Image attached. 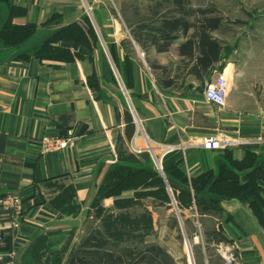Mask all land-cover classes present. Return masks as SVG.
Listing matches in <instances>:
<instances>
[{
  "label": "crops",
  "instance_id": "0c3cea01",
  "mask_svg": "<svg viewBox=\"0 0 264 264\" xmlns=\"http://www.w3.org/2000/svg\"><path fill=\"white\" fill-rule=\"evenodd\" d=\"M119 1L125 0H118V30H127ZM110 2L0 3V26L7 19L12 25H31L38 40L25 50L0 41V264H71L73 232L87 223L106 171L129 165L126 155L137 158L147 150L161 152L164 163L177 161L188 183H198V191L205 176L212 175V192L204 199H217L218 209L195 211L199 227L211 224L212 231H219L220 252L233 254L232 264H264V109L251 105L264 103V82L251 73L259 65L248 62L242 37L228 44L211 34L221 50L201 71L197 51L192 57L179 55L190 35L184 34L171 46L175 59L162 80L155 70L162 65L157 62L162 50L147 46L142 52L133 40L140 34H108L107 25L116 22ZM87 20L95 36H53L71 26L84 28ZM99 30L107 32L102 40ZM50 38L52 53L30 52ZM127 39L133 43L130 50ZM21 53L26 55L16 57ZM227 68L231 105L219 108L203 91ZM208 136L224 146L204 148L201 142ZM57 140L69 141L47 152L46 143ZM15 197L19 203L13 205Z\"/></svg>",
  "mask_w": 264,
  "mask_h": 264
},
{
  "label": "rangeland",
  "instance_id": "374dc122",
  "mask_svg": "<svg viewBox=\"0 0 264 264\" xmlns=\"http://www.w3.org/2000/svg\"><path fill=\"white\" fill-rule=\"evenodd\" d=\"M119 3L127 30H118V0L115 3L111 0L109 11L115 15L116 22L107 25L108 34H140V38L133 40L142 52L147 46L161 48L163 52L157 62L162 65H157L155 70L162 80L168 78L169 73L166 71L175 59V50L171 46L180 42L184 35L182 23L191 25L186 34H192L194 25L206 17L220 19V25L211 34H217L228 44H235L242 37L244 48L249 54L248 62L259 65V70L251 73H256L257 80L264 82V0H125ZM164 20H177L178 25L174 31L163 33L161 27ZM86 26L91 27L96 34L88 20L84 28H81L82 33L85 34ZM25 33H28L30 39L21 42L20 47L19 43L15 44L19 48L24 45V50L30 48V44L37 39L34 28ZM68 33L82 34L78 28ZM98 34L102 40L101 34L107 32L99 30ZM125 48H133L131 39H127ZM228 51L229 46L225 50L227 55ZM22 55L26 54H16V57ZM180 66L179 63L176 68ZM224 68L225 63L220 69ZM224 73L228 79L229 69ZM228 98L226 106L230 107ZM241 105L249 107V104ZM251 105L255 109H264V103ZM140 145L145 146L143 141ZM147 151L137 155V158L131 154L126 155V164L135 165V169H129V172L120 166L106 171L98 186L97 197L90 207L87 223L76 235L73 232L75 242L72 244L69 261L73 260V255L78 251H83L82 246L88 243L93 246L88 250L98 253V256L94 254V261L100 259L99 254L110 253L117 264H222L220 256L224 264H232L234 255L220 252L218 245L222 240L219 231H212L211 224H206L203 229L199 227L196 213L208 208L198 207L192 193L189 195L180 189L187 179L177 164L165 170L161 152ZM170 176L175 186L171 187ZM99 240L103 242L102 248L96 247Z\"/></svg>",
  "mask_w": 264,
  "mask_h": 264
},
{
  "label": "trees",
  "instance_id": "16d2710c",
  "mask_svg": "<svg viewBox=\"0 0 264 264\" xmlns=\"http://www.w3.org/2000/svg\"><path fill=\"white\" fill-rule=\"evenodd\" d=\"M7 2V0H0V3H4ZM6 25V26H5ZM178 25V21L174 20V21H169V20H164L163 25L161 27L163 33H165L167 30H169L170 32L174 31L176 26ZM220 25V19L219 18H202L201 20H199L197 22L196 25H194V32L190 35H188L186 37L185 42H183L182 44H180L179 46V55L180 56H188V57H192L194 54V50L197 51V56H196V62H197V67H199V69L202 70H207L209 67H211V65L217 60L218 58V54L219 51L221 50V47L219 46V43L211 36V32L214 31L215 29L218 28V26ZM182 30L184 32V34H186L188 28L191 26L190 24H188L187 22L182 23ZM73 28H78V30L82 33L81 31V27L75 25V26H71V28L69 29H62L59 31L54 32L53 36H57L58 34H67V36L69 34L72 33H68V31ZM86 34H91L93 36V31L91 30V27L86 26ZM28 29H32L33 30V26L28 25V26H16V25H12L9 21V19L5 20L2 24V26H0V41L2 43L3 46H12L14 45V47L16 46L15 44L19 43V47H20V43L24 42L27 38H28V33H25L28 31ZM26 34V35H25ZM84 34V32L82 33ZM163 35H170V34H163ZM95 36V34H94ZM171 36H174L173 34H171ZM54 38V37H53ZM46 39L43 41V48L41 47V49H37V48H32V51L35 55L38 54L39 50H43V53H52L53 49L51 48V46L49 45V41H53L54 39ZM74 46H77V44L79 45V43H76L73 41ZM18 45V44H17ZM17 48V46H16ZM158 49L161 50V48L158 47ZM196 67V66H195ZM194 74L198 75L199 72L197 70H195L194 68ZM168 81L167 82H163V85H168ZM164 162V161H163ZM165 164V170L170 169L172 166H176L177 161H171L169 163H164ZM122 168H124L125 170H127L129 172V169H135V167L132 166H120ZM118 168V166L116 167ZM167 176V175H166ZM207 179L203 180L200 183V186L202 187V192L198 191V183L193 180L190 183L191 188L193 189V198L197 201V205H203V208H214V209H218L217 206V199L212 198V196H209V199H204V196L206 194L211 195V189L213 188V182H212V175L211 176H205ZM167 179L169 178L168 176L166 177ZM187 179V178H186ZM170 184L171 187L175 186V183L172 181V177L170 176ZM188 182L185 181V183L182 185L183 187H180L181 190H183L185 193L191 195V189ZM195 182L197 183L196 186L194 185ZM188 184V186H187ZM205 187H208L206 191H204L203 189ZM211 187V188H210ZM210 189V191H209ZM92 239V238H89ZM88 239V240H89ZM97 248H102L103 246V242H101L100 240L97 241ZM93 246H89L88 243H85L82 246V250L78 251L76 254L73 255L72 259L70 261L71 264H117V261L112 260L113 258V254H99L100 255V259L97 261H94V256L97 255L98 253H93L92 251H89L88 249H90ZM95 247V246H94ZM87 249V250H86ZM95 254V255H94ZM103 255V257H102ZM105 255L107 256L105 259ZM87 258H90L89 260H86ZM136 263V262H135ZM128 264H134V262H128Z\"/></svg>",
  "mask_w": 264,
  "mask_h": 264
},
{
  "label": "built area",
  "instance_id": "2783aa9c",
  "mask_svg": "<svg viewBox=\"0 0 264 264\" xmlns=\"http://www.w3.org/2000/svg\"><path fill=\"white\" fill-rule=\"evenodd\" d=\"M229 90V80L227 79V76L223 71L216 73L215 77L210 81L204 88L203 94L205 99L217 106V107H224L226 104V98ZM69 140H57L53 142H47L45 145V150L47 152H52L55 149L64 148L67 146ZM201 145L210 150H216L222 148L224 145L220 140H218L214 136H208L202 139ZM137 149H135L136 151ZM136 152H139L137 150ZM11 202L13 205H16L19 203L18 198H11ZM2 237L0 235V243H1ZM230 258V257H229ZM227 257V260L231 261V258L229 259Z\"/></svg>",
  "mask_w": 264,
  "mask_h": 264
},
{
  "label": "water",
  "instance_id": "95a60500",
  "mask_svg": "<svg viewBox=\"0 0 264 264\" xmlns=\"http://www.w3.org/2000/svg\"><path fill=\"white\" fill-rule=\"evenodd\" d=\"M160 171H162L161 168H160ZM161 174H162V176H163V173H162V172H161ZM189 250H190V249H189ZM189 256H190L191 262L193 263L192 256H191V251L189 252Z\"/></svg>",
  "mask_w": 264,
  "mask_h": 264
},
{
  "label": "bare ground",
  "instance_id": "6f19581e",
  "mask_svg": "<svg viewBox=\"0 0 264 264\" xmlns=\"http://www.w3.org/2000/svg\"><path fill=\"white\" fill-rule=\"evenodd\" d=\"M157 164H158V162H157Z\"/></svg>",
  "mask_w": 264,
  "mask_h": 264
}]
</instances>
